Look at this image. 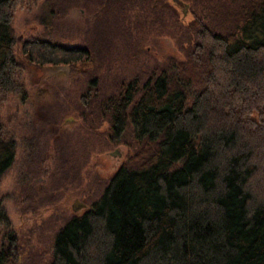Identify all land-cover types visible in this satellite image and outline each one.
Returning <instances> with one entry per match:
<instances>
[{
	"label": "trees",
	"instance_id": "obj_1",
	"mask_svg": "<svg viewBox=\"0 0 264 264\" xmlns=\"http://www.w3.org/2000/svg\"><path fill=\"white\" fill-rule=\"evenodd\" d=\"M12 1L0 0L2 93L14 90L19 66ZM232 21L199 25L184 62L109 102L114 138L131 126L156 154L120 168L90 210L66 221L48 264H264V0ZM31 48L55 65L89 55L51 42ZM15 158L14 142L0 140V177ZM8 257L0 249V264Z\"/></svg>",
	"mask_w": 264,
	"mask_h": 264
},
{
	"label": "rangeland",
	"instance_id": "obj_2",
	"mask_svg": "<svg viewBox=\"0 0 264 264\" xmlns=\"http://www.w3.org/2000/svg\"><path fill=\"white\" fill-rule=\"evenodd\" d=\"M181 1H21L13 18L17 84L12 93L0 92V138L17 145L13 166L0 177L7 264H48L66 221L90 210L120 168L156 154L131 126L114 138L109 102L131 83L143 87L184 62L199 25L228 27L258 0ZM43 41L85 46L91 55L73 65L35 61L31 45ZM80 204L87 208L74 213Z\"/></svg>",
	"mask_w": 264,
	"mask_h": 264
},
{
	"label": "bare ground",
	"instance_id": "obj_3",
	"mask_svg": "<svg viewBox=\"0 0 264 264\" xmlns=\"http://www.w3.org/2000/svg\"><path fill=\"white\" fill-rule=\"evenodd\" d=\"M21 1H22V0H13V1L11 2L12 10H13V17H12V32H13V38H14V40H15V34H14V27H13V18H14V15L17 13V11L20 10L22 6H24V5H21V3L24 4V2H21ZM22 8H23V7H22ZM43 42H44V41H43ZM52 42H54V41H52ZM52 42H51V43H52ZM45 43H47V41H45ZM55 43H57V44H55V45L63 46V47H65V48H67V49H75V48H84V49H87L85 46H81V47L68 46V45H71V44H69V43H67V42H56V41H55ZM53 44H54V43H53ZM14 45H15V44H14ZM87 50H88V49H87ZM90 55H91V54L89 53L88 58L86 59V61H84V62H82V63L88 62V60H89V58H90V57H89ZM161 72H162V71H161ZM0 140L3 141V142H9V141H5V140H3V139H1V138H0ZM14 144H15V152H17V145H16L15 142H14ZM14 162H15V160L13 161L11 167L13 166ZM11 167H9V169H10ZM9 169H8V170H9ZM8 170H6L3 174H1V176L4 175ZM78 209H79L78 206H77V207H74V213H76V212L78 211ZM82 209H83V208H82ZM79 210H80V209H79Z\"/></svg>",
	"mask_w": 264,
	"mask_h": 264
},
{
	"label": "water",
	"instance_id": "obj_4",
	"mask_svg": "<svg viewBox=\"0 0 264 264\" xmlns=\"http://www.w3.org/2000/svg\"><path fill=\"white\" fill-rule=\"evenodd\" d=\"M174 2H176L178 5H182V6L184 5V3L181 0H174ZM74 207H77V206H74ZM78 207L80 209V208L86 207V205L85 204H80V206H78Z\"/></svg>",
	"mask_w": 264,
	"mask_h": 264
},
{
	"label": "flooded vegetation",
	"instance_id": "obj_5",
	"mask_svg": "<svg viewBox=\"0 0 264 264\" xmlns=\"http://www.w3.org/2000/svg\"><path fill=\"white\" fill-rule=\"evenodd\" d=\"M87 207H84L83 209H86Z\"/></svg>",
	"mask_w": 264,
	"mask_h": 264
}]
</instances>
